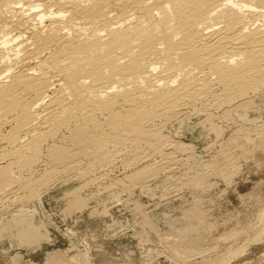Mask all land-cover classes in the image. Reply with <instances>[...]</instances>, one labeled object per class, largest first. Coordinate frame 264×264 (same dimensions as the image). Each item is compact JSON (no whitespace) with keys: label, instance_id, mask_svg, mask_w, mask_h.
<instances>
[{"label":"bare ground","instance_id":"bare-ground-1","mask_svg":"<svg viewBox=\"0 0 264 264\" xmlns=\"http://www.w3.org/2000/svg\"><path fill=\"white\" fill-rule=\"evenodd\" d=\"M263 91L264 0H0V206L37 199L55 176L67 172V180L78 181L76 194L97 185L95 193L119 200L117 189L145 188L176 153L192 152L190 143L165 133L168 125L180 122L176 135L185 116H197L219 131L217 117L244 114ZM251 123L228 135L209 160L193 165L192 158H183L186 186L208 173H235L239 161L264 150V125ZM118 163L126 173L110 177ZM73 199L77 207L84 203ZM263 205L250 221L244 208L232 234L264 238ZM13 212H0V236L28 244L20 212ZM31 219L38 222L30 214ZM201 223L196 230L207 225ZM194 230L177 240L170 237L175 233L169 236L170 246L179 247L176 255L189 254L179 250L192 244ZM244 247L212 250L216 255L209 260L226 264ZM57 251L44 262L66 264L67 256Z\"/></svg>","mask_w":264,"mask_h":264},{"label":"rangeland","instance_id":"rangeland-1","mask_svg":"<svg viewBox=\"0 0 264 264\" xmlns=\"http://www.w3.org/2000/svg\"><path fill=\"white\" fill-rule=\"evenodd\" d=\"M254 101L255 105L245 111L244 114L240 113V111H232L227 119L222 116L217 117L215 123H218L216 124L217 127L220 124L219 131L221 130L220 128L223 129L219 135L218 130L211 125L202 123L197 116H185L180 124V132L176 135L174 129L179 126L180 122L177 120L173 122L174 124L168 125L169 127L167 126L164 129L165 133H169L168 135L171 139H181L185 144L190 143L188 149L192 150V152L185 150L187 154L184 152L176 153L169 163L170 166L166 167L168 164L166 163L165 168L160 170L162 172L159 171L155 176L150 177L149 181L144 185L147 186L145 188H140L137 185L131 189V192L130 190L128 192L124 190V192L121 188L117 189L120 195L119 200H108L106 191H102L100 194L95 193L96 189H98L97 185L82 188L76 194L74 188L78 181L73 178L67 180L72 176V172H67L58 174L51 184L42 188L39 191V199L38 197H36L37 199L22 198L17 204L11 205L12 208L9 206V208L3 209L4 206H0V212L6 211L10 214L13 211L15 213L20 212L18 222L20 221L19 227H23L21 229L23 238L31 242L24 244L25 246L23 244H12L6 237L0 236V264H15V262L20 264V261L21 264H28L29 262L30 264H46L44 261L48 255L53 253V251L56 253L57 250V252H60L59 255L64 258L68 257L65 258L68 260V264H83L84 261L88 260L90 264H213L209 259H212L219 251L238 250L248 244L242 252H238V255L231 258L226 264H246V262L247 264H264V238H261V241L253 239L250 241V239L247 240L248 237L251 238V234L247 236L249 233L246 235L241 232L232 234L234 225H236L235 220L238 218L236 216L243 213L244 208L245 213L249 212L246 215L250 221L264 204V150H258L256 153L252 152L250 155L252 156L255 153L253 154L254 156L251 157L249 155L245 159L248 161L246 163L239 161L240 164L237 163L236 165L239 169L235 168L233 170L236 174L231 171L223 177V174L219 175L217 172L208 173V177L200 178L196 181L197 185L201 184L203 186L200 185V188L196 184H192L193 186L187 184L188 186H186L184 183L186 182L185 170L187 169H185L186 165H183V158L188 157L189 161L192 158V162H189V164L193 163V165L198 164L199 160L201 162L202 160H209L214 157L212 155L221 149L219 144L223 146V142H225L228 135L233 136L245 125L247 127H250L252 123L254 125V122L251 123L254 119L256 120L255 124L264 125V91ZM238 114L242 116L239 117L237 116ZM251 118L252 120L250 121ZM248 120L250 123H247L249 122ZM213 129L217 132H213L215 131ZM262 131L264 132V127H262ZM227 138L230 137L228 136ZM237 143L233 142L232 146L234 147ZM168 160L170 161V159ZM122 162L128 163V159L124 158ZM111 171H109L110 177H122L126 173L119 163ZM190 174L192 173L190 172L188 175ZM226 177L227 179H225ZM202 182H206L207 186L206 183L203 184ZM90 193L93 197L90 196ZM77 197L84 200V203L78 207L72 203L74 202L73 198ZM38 200L39 203L37 202ZM20 203L22 204L19 206ZM26 203L30 208H27ZM16 209L18 210L16 211ZM30 214L37 218L38 222L36 224L33 223V219L28 220ZM200 221L202 225L205 223L207 225L205 224V227L202 226V230L199 231L195 227L199 225ZM209 224L212 225L208 227L210 233L207 230ZM190 225L191 228H189ZM32 226L33 228H31ZM255 226H259V223H256ZM26 227L27 229H25ZM176 229H180L182 232L180 230H178V233L181 232L180 234L174 232ZM191 230L195 231V235L193 231L190 232L193 233L192 235L190 234L193 238L192 244L190 243L192 247L190 245L189 247H180L181 250H179L183 253H189V256L176 255L177 252L174 248L178 249L179 247L174 246L173 248L170 246L169 243L172 240L170 237L173 240H177L182 233L187 234ZM197 232L198 234L200 233V236ZM32 234L34 237H32ZM165 234H167V237L171 234L173 235L168 240ZM230 234L232 235L230 236ZM177 235L179 236L176 238ZM193 235L195 237L198 235V240ZM164 237L167 243L162 239ZM32 239L34 241H31ZM34 242H37V244ZM30 245H32L33 249ZM212 250L217 251L215 255ZM86 254H88L87 257L85 256ZM70 255L73 256L71 257ZM88 257L89 259H87ZM16 258L21 259L17 260ZM205 260L206 262H203Z\"/></svg>","mask_w":264,"mask_h":264}]
</instances>
